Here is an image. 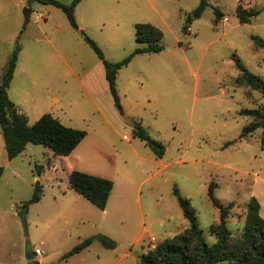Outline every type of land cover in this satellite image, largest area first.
Instances as JSON below:
<instances>
[{
  "label": "rangeland",
  "instance_id": "obj_1",
  "mask_svg": "<svg viewBox=\"0 0 264 264\" xmlns=\"http://www.w3.org/2000/svg\"><path fill=\"white\" fill-rule=\"evenodd\" d=\"M199 2L81 0L75 9L79 25L75 29L52 3L0 0V79L18 41L12 97L17 98L30 78L47 82L54 91L59 88L60 102L53 95L48 104L63 123L87 131L71 155H57L48 146L31 143L2 165L0 259L10 264L32 259L40 264H139L157 243L188 226L175 188L190 198L212 245L216 236L211 224L218 223L220 211L208 195L211 181L220 203L234 202L227 217L232 235H242L252 197L258 199L264 217V127L240 136L254 120L241 110L264 111V96L238 80L240 71L232 57L237 53L264 81V47L251 38L264 37V0H210L186 32L185 19ZM239 5L257 13L250 22H240ZM25 8L30 9L28 16ZM215 8L221 13L218 17ZM137 22L160 27L164 48L135 54L119 70L121 114L102 60L79 30L97 42L106 59L119 61L146 46L135 39ZM39 93L33 89V95ZM123 115L141 121L164 144L162 157L133 137L132 123ZM29 119L35 122L32 116ZM35 164L43 165L39 178ZM74 169L114 182L106 213L75 190L66 192ZM36 180L42 185V198L25 211L23 202L31 198ZM97 233L115 239L117 246L106 248L96 240L84 254L63 257ZM36 247L42 249L39 257L33 253Z\"/></svg>",
  "mask_w": 264,
  "mask_h": 264
},
{
  "label": "trees",
  "instance_id": "obj_2",
  "mask_svg": "<svg viewBox=\"0 0 264 264\" xmlns=\"http://www.w3.org/2000/svg\"><path fill=\"white\" fill-rule=\"evenodd\" d=\"M45 3H52L60 7L66 14L69 23L75 29L79 28L75 9L81 0H73L70 3H63L58 0H39ZM210 0H200L199 4L187 15L184 31H189L190 23L199 18ZM218 17L220 11L215 8ZM236 13L240 22H250L251 17L256 13L237 6ZM257 14V13H256ZM162 29L150 22H137L135 24V39L138 43L146 44L144 47H137L128 56L119 61L106 59L104 52L97 42L90 36H85L88 44L93 48L98 57L102 60L105 69V77L115 106L121 114L124 113L120 96L117 91V75L119 70L127 65L133 56L138 53L160 52L164 45ZM255 45L264 47V37L253 34L251 36ZM21 45L17 41L15 48L7 62L0 79V127L2 129L4 142L8 157L10 159L19 155L28 143L43 144L48 146L55 154L67 156L87 134L85 129L64 124L51 112H45L35 122L30 123L28 116L19 110L16 103L9 97L8 88L13 78ZM233 59L240 71L237 77L241 83H245L252 89L259 90L264 96L263 79L251 72L242 62L237 53H233ZM241 114L251 115L254 120L246 124L241 131V137H246L256 129L264 127V111L257 108H245ZM132 135L143 140L149 145L157 157H162L165 152L164 144L150 135L147 128L141 121L132 124ZM264 142V139H263ZM38 175L41 174L43 165L35 164ZM4 172V166L0 165V178ZM69 185L76 192L84 196L93 205L104 210L114 182L104 176L74 169L69 174ZM216 183L211 181L208 186V195L213 203L218 206L220 214L218 223L211 224V230L216 236V242L210 245L200 227L196 211L192 206L190 198L182 196L178 189H174L179 203L183 210L184 217L188 220V226L183 232L161 240L153 249H150L140 259L139 264H220L229 261L233 264H264V217L260 214V203L256 197H252L247 205L244 230L242 235H232L227 225V217L234 202L222 204L214 194ZM43 188L39 180L35 181L31 198L23 202L25 211L29 204L41 200ZM98 240L106 248H115L117 241L106 234L97 233L88 236L75 244L63 257L68 258ZM28 264H40L32 259Z\"/></svg>",
  "mask_w": 264,
  "mask_h": 264
},
{
  "label": "crops",
  "instance_id": "obj_3",
  "mask_svg": "<svg viewBox=\"0 0 264 264\" xmlns=\"http://www.w3.org/2000/svg\"><path fill=\"white\" fill-rule=\"evenodd\" d=\"M19 58V57H18ZM18 62V61H17ZM16 69H17V66H16ZM15 69V71H16ZM4 71V70H3ZM14 75H15V72H14ZM13 75V78L12 80L14 79V76ZM12 80H11V83H12ZM30 81L31 83L29 85H22L20 87V93L17 94V98H13L12 95H11V83H10V86L8 88V94H9V97L16 103V105L18 106L19 110L24 112L29 118L32 116L33 119L36 121L42 114H44L45 112H51L53 115L57 116L61 121L62 119L60 118V116L58 114H56V112L53 110L54 108L52 106H50L48 104V100L51 98V96L55 95V102L56 103H59L60 102V98L57 97V94L60 93L59 91V88L57 87L56 88V91H54L53 89V86L47 82H40L38 83L35 79L33 78H30ZM36 85H38V87H35ZM36 89V90H39L41 93H39L37 96L33 95L32 92H33V89ZM63 109V108H62ZM63 113H64V110H62ZM28 118V119H29ZM30 120V119H29ZM63 122V121H62ZM65 124V123H64ZM67 125V124H66ZM70 126V125H69ZM2 129L0 131V165H8L10 162L13 161V159H15L17 156H19L22 152H24L25 150H27L29 147V144L28 143L26 145V148L19 154L17 155L16 157L10 159L8 157V154H7V151H6V147H5V142L4 140L2 139ZM4 138V137H3ZM85 138V137H84ZM84 140V139H83ZM82 140V141H83ZM81 141V142H82ZM80 142V143H81ZM79 143V144H80ZM34 144V143H32ZM79 146V145H78ZM77 146V147H78ZM76 147V148H77ZM75 148V149H76ZM74 149V150H75ZM74 150L72 152H74ZM51 152H53L51 150ZM72 152L69 154L71 155ZM54 153V152H53ZM62 156V155H61ZM3 159H2V158ZM3 175V174H2ZM40 176L38 175V178ZM1 179V178H0ZM70 186V185H69ZM69 189L66 190V192H69V190H74L72 189L71 187H68ZM75 193L79 194L78 192L74 191ZM81 195V194H79ZM82 196V195H81ZM84 197V196H82ZM107 206H109V204H107ZM106 206V208L103 210L105 213L108 209V207ZM94 243V242H93ZM92 243V244H93ZM88 246L87 248H85L84 250L74 254V255H80V254H84L91 246ZM34 253V252H33ZM126 254H129V252H127ZM33 255V254H32ZM40 255V254H39ZM39 255H35L36 257H39ZM29 259H32V258H29ZM40 260V259H39ZM41 261V260H40ZM0 264H10V262H7V261H4L2 259H0ZM28 264V262H27Z\"/></svg>",
  "mask_w": 264,
  "mask_h": 264
},
{
  "label": "water",
  "instance_id": "obj_4",
  "mask_svg": "<svg viewBox=\"0 0 264 264\" xmlns=\"http://www.w3.org/2000/svg\"><path fill=\"white\" fill-rule=\"evenodd\" d=\"M29 12H30V9L25 8V12H24V13H25L26 16L29 15ZM79 33H80L81 35H83L84 37L86 36V34H85L82 30H79ZM123 116H124V118H125L127 121H129L130 123L133 124V123L135 122L133 119L129 118L128 116H126V115H123ZM24 225H25L26 232H28V231H27V223H26V220H24ZM32 257H33L32 253L29 252V253H28V258H32Z\"/></svg>",
  "mask_w": 264,
  "mask_h": 264
},
{
  "label": "built area",
  "instance_id": "obj_5",
  "mask_svg": "<svg viewBox=\"0 0 264 264\" xmlns=\"http://www.w3.org/2000/svg\"><path fill=\"white\" fill-rule=\"evenodd\" d=\"M41 253H42V249L39 248V247H36L35 250H34V254H35V255H39V254H41Z\"/></svg>",
  "mask_w": 264,
  "mask_h": 264
}]
</instances>
